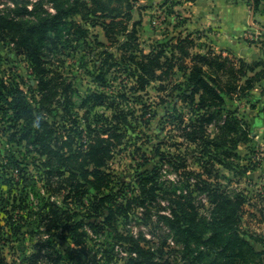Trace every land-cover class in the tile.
Masks as SVG:
<instances>
[{
    "label": "trees",
    "instance_id": "obj_1",
    "mask_svg": "<svg viewBox=\"0 0 264 264\" xmlns=\"http://www.w3.org/2000/svg\"><path fill=\"white\" fill-rule=\"evenodd\" d=\"M140 1L54 0L55 12L43 11L37 21L25 20L26 16L33 14L28 5H17L11 15L0 8V40H10L27 57L41 96L33 104L29 94L18 83H8L0 78V116L8 125L3 131L8 134L10 143L24 146L27 155L36 154L41 158V179L52 195L59 196L66 192L64 200L68 202L74 196L80 200L92 188L100 193L92 202L94 214H89V217L105 215L104 221L90 222L89 225L103 230L116 220V213L126 212L134 204L131 198H125L122 202L117 200L118 193L111 186L114 180L106 170L113 152L124 143L127 135L125 128L129 124V112L123 107L125 103L128 104L127 92L119 91L121 94L117 96H109L105 91L89 94L83 105L91 104L92 108L107 106L113 114L109 117L105 113H96L91 118V112H87L84 116L85 128H82L79 114L73 112L76 89L73 82L60 71L65 61L57 55L64 49L77 51L79 46H87L92 53L99 55L101 62L96 79L108 87L110 82L106 74L114 65L119 66L122 71H130L129 77L134 81L130 90L134 94L146 91L154 81H163L164 78L171 80L176 67L184 70L186 81L175 84L174 88L183 90L182 101L193 105L194 110L206 111L184 128L186 141L195 149L200 148L199 156L203 160L201 171L187 170L189 166L185 160L178 165L177 160L159 154L157 168L136 182L141 190L140 203L145 207L146 214L154 208L151 204L157 201L155 192L159 185L165 184L159 179L165 163L171 164L177 171L183 169L182 185L174 187L175 191L182 190L180 195L174 196L176 200L170 198L173 217L168 222L185 246L187 263L264 264V250H257L242 231V214L249 199L224 186V176L218 170L213 171L214 157L219 151L225 153L226 161L232 157L241 159L236 152L237 147L240 142L249 141L251 132L238 111L225 107L226 98L233 100L236 95L248 94L256 88V84L264 80V60L249 63L244 58H230L209 47L207 51L202 48L200 52H195L200 43L192 34L173 36L167 43L159 44L146 53L140 44V23L133 22L134 11ZM249 5L259 12L264 0H249ZM170 13L176 12L172 9ZM95 27L102 28L107 43L91 32ZM200 46L205 45L201 43ZM161 57L165 58L164 62ZM185 60H188V64L183 63ZM162 67H166V70L160 75L158 71ZM120 99L123 101L120 102ZM207 110H211L210 115ZM215 119L221 123L220 133L211 138L204 127ZM156 151L159 153L160 149ZM222 163L227 167L226 162ZM20 165L12 154L5 167L23 172ZM239 166H228V169ZM243 168L247 169L246 173L250 171L249 166ZM226 177L229 182L232 181ZM191 178L196 180L194 184L190 182ZM29 181L23 176L24 190ZM108 188L111 189L109 193L105 191ZM195 192L207 195L213 206L210 218L200 214L199 205L195 203ZM260 197L262 203L259 211L264 216V194ZM138 200L135 199L136 202ZM56 205L50 202L46 205L50 210L40 213L39 221L46 226L49 237L60 235L66 239L62 234L66 231L73 239L76 236L82 238L83 233H78L82 222L74 220L76 214ZM104 206L108 212L100 213ZM4 228L0 214V264H8L2 253ZM60 229H63L61 233L58 232ZM123 239L133 242L140 258L145 259L133 264H167L156 261L150 248L142 246L143 240L132 237L119 240ZM81 243L82 239L77 242ZM43 260L61 264L62 254L52 248L50 240L41 238L36 252L27 257L23 264H41Z\"/></svg>",
    "mask_w": 264,
    "mask_h": 264
},
{
    "label": "rangeland",
    "instance_id": "obj_2",
    "mask_svg": "<svg viewBox=\"0 0 264 264\" xmlns=\"http://www.w3.org/2000/svg\"><path fill=\"white\" fill-rule=\"evenodd\" d=\"M194 1L141 0L134 11L133 22L140 23L138 30L142 49L150 53L153 47L167 43L173 36L192 34L197 43L205 45L199 44L195 52H200L202 48L207 51L209 47L224 56L239 58L232 51L212 45L208 33L212 34L213 30L214 32L218 30L209 29L210 27L203 25L202 17L193 16ZM244 1L250 6L251 14L255 17L251 26L237 33V36L246 44L259 47L261 52L264 46V5L259 12H256L252 4L249 5V0ZM176 2L177 4L174 5ZM17 5H28L29 10L33 11L32 15L25 17L27 21H37L43 11L55 12L54 0H0V8L6 14L11 15ZM172 9L175 10V14L170 13ZM91 32L98 34L100 39L107 43L101 27H95ZM228 35L231 38L233 33L229 32ZM74 51L72 48L64 49L57 56L65 61L60 71L73 82L76 89L73 112L79 114L82 128H85L84 116L87 112H91V118L96 113H105L109 117L113 114L112 109H107V106L92 108L91 104L83 105L84 99L89 94L105 91L109 96H117L121 94L119 91L127 92L128 104L123 105L125 111L129 112V124L125 128L127 135L124 143L113 152L106 170L114 180L111 186H114L118 193L117 200L122 202L125 198L126 200L131 198L134 204L126 212L116 213V220L103 230L92 228L90 222L100 223L105 218V215L89 217V214H94L92 202L95 197L100 196V193L92 188L80 200L74 196L68 202L64 200L66 192L59 196L52 195L53 193L46 189L41 179V158L36 154L27 155L24 146L8 141V134L3 131L8 125L0 116V214L2 225L5 227L2 232L3 256L8 264H23L27 257L36 252V245L42 238L50 240L52 248L62 254L61 264H79L78 259L81 264H133L132 262L137 263L138 260L145 259L140 258L133 242L119 240L122 237H132L135 240H143L142 246L146 249L150 248L158 262L188 264L185 258V246L168 222L173 217L170 198L175 199L174 196L180 195L182 190L175 191L174 187L182 185L180 182L184 179L181 175L183 169L179 168L181 171H177L174 166L165 163L159 174L160 181L165 184L158 186L155 192L157 201L151 204L154 208L147 214L145 207L140 203L141 190L136 183L138 178L148 176V172L157 168L160 162L159 154L162 153L177 160L178 165L185 160L189 166L187 170L201 171L203 160L199 156L200 148L195 149L186 141L184 128L206 111L194 110L193 105L182 101L183 90L174 88L175 84L186 81L185 71L176 67L171 80L164 78L163 81H154L146 91L134 94L130 90L134 81L129 77V70L122 71L121 67L114 65L106 74L110 85L105 87L95 77L101 65L98 60L99 55L92 53L85 45L79 46L78 50ZM260 59L264 60V50L263 57L260 54V57L253 60H245L253 63ZM161 60L164 62L165 58L161 57ZM187 62L188 60L183 61L185 64H188ZM165 70L166 67H162L158 74H163ZM0 78L8 83H18L29 94L33 104L41 98L31 63L10 40L6 39L0 40ZM263 87L264 80L257 83L256 88L248 94H238L233 100L226 98L225 107L230 111H238L240 117L248 123L251 134L248 142H240L237 147L236 152L241 159L232 157L226 161L225 153L219 151L217 157H214L216 161L213 168V171L218 170L224 176L222 180L224 186L249 199L242 214V231L254 247L261 251L264 250V216L259 211L262 203L260 195L264 194ZM122 101L123 99H120V102ZM207 114L210 115L211 110H207ZM220 126L221 123L216 122V119L206 124L204 128L207 136L212 138L218 135ZM157 148L160 149L159 153L156 151ZM12 154L21 163L20 168L23 172L5 167ZM222 162H226L227 167H224ZM238 164L239 167L228 169V166H238ZM243 166H249L250 171L246 173L247 169ZM23 176L30 180L26 190L23 189ZM225 176L232 181L229 182ZM195 181L191 178L190 182L194 184ZM105 191L109 193L111 189ZM194 194L197 196L195 203L199 205L200 214L210 218L213 206L207 195L198 192ZM137 198L139 200L136 202ZM50 202H55L60 209L76 214L74 220L82 222L78 229L79 234L83 233L82 238L76 236V239H73L66 231L62 233L66 239H62L60 235L55 238L49 237L46 226L39 220L41 212L50 210V207L46 206ZM99 212L107 213L108 210L104 206ZM62 230L58 232L61 233ZM81 239L83 243L77 244ZM41 264L52 263L43 260Z\"/></svg>",
    "mask_w": 264,
    "mask_h": 264
},
{
    "label": "crops",
    "instance_id": "obj_3",
    "mask_svg": "<svg viewBox=\"0 0 264 264\" xmlns=\"http://www.w3.org/2000/svg\"><path fill=\"white\" fill-rule=\"evenodd\" d=\"M193 16L202 17V23L209 29L218 32L208 33L212 45L219 49L232 51L246 60L263 57L264 46L260 48L249 45L239 39L237 33L251 26L250 6L244 0H195L192 5ZM216 27V28H215ZM229 32L233 33L229 38Z\"/></svg>",
    "mask_w": 264,
    "mask_h": 264
},
{
    "label": "built area",
    "instance_id": "obj_4",
    "mask_svg": "<svg viewBox=\"0 0 264 264\" xmlns=\"http://www.w3.org/2000/svg\"><path fill=\"white\" fill-rule=\"evenodd\" d=\"M184 193H187V191H185ZM172 215V214H171Z\"/></svg>",
    "mask_w": 264,
    "mask_h": 264
}]
</instances>
